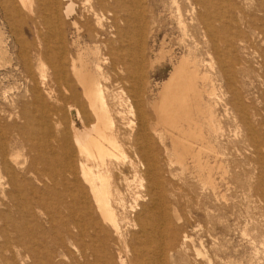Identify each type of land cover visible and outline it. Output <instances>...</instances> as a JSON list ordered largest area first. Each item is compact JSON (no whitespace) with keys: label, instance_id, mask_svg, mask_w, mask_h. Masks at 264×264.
I'll use <instances>...</instances> for the list:
<instances>
[{"label":"bare ground","instance_id":"6f19581e","mask_svg":"<svg viewBox=\"0 0 264 264\" xmlns=\"http://www.w3.org/2000/svg\"><path fill=\"white\" fill-rule=\"evenodd\" d=\"M172 1L176 5V0ZM0 2L8 15L20 13V6L39 29L42 27L44 31L45 28L44 38H41L42 31L36 42L14 41L18 47L15 54L8 52L0 28V69L8 68L11 74L8 78L18 73L24 87L20 98L6 101L4 96L8 108L0 107V205L17 209L20 217L40 214L49 199H44L43 191L33 182L53 189L62 187L63 191L54 198L66 209L65 216L71 222L70 227L63 223L62 233L74 232L81 241L83 264H92L91 258L108 264L110 238L117 245L125 244L126 251L132 255V264H165L167 259L177 264L179 251L178 255H170L174 249H169L167 243L171 220L160 161L163 157L171 173L174 162L183 170L187 167L188 156L192 157L199 173L200 188L204 190L207 185L215 194L212 167L202 160L204 153L213 156L215 145L210 138L219 135L211 102L215 88L200 87V79L207 82L210 75L200 71L199 43L192 49L186 39L192 38L189 31L200 35L201 28L203 35L212 42L213 50L219 52L220 35L225 32L224 26L219 28L216 24L219 14L210 10L209 0H186L190 23L177 9L185 53L177 56L163 41L159 53L154 55V22L145 32L148 18L144 6L149 11L148 0H77L78 4L74 0ZM200 7L213 12V23L204 15L200 16ZM80 21L83 24H79ZM228 21L229 24L231 20ZM67 23L74 28L73 41L68 40L69 35L61 27ZM147 39L152 41L148 49ZM165 54L172 72L161 83L157 94L148 82L147 93L152 97L145 110L137 86L143 75L141 61L147 56L148 69L153 72ZM219 72L225 71L219 68ZM113 76L131 83V91L125 92L122 85L121 91L113 94L107 86L112 83ZM78 87L82 90L86 109L77 101ZM55 88L69 94L59 93L62 96L56 103L65 105L70 115L75 111L83 128H78L76 121L72 122L73 143L58 142L59 153L51 144L55 137L48 123L49 118L55 120L59 111L45 102L52 99ZM150 112L155 117L154 122ZM127 156L129 159L124 162ZM130 229L136 231L130 240H124ZM34 239L32 232H24L7 213L0 211V263L16 264L9 263L5 256L16 247L23 251L22 256L34 258ZM188 242L191 240L184 236L182 246ZM180 260L184 261L181 257Z\"/></svg>","mask_w":264,"mask_h":264},{"label":"rangeland","instance_id":"374dc122","mask_svg":"<svg viewBox=\"0 0 264 264\" xmlns=\"http://www.w3.org/2000/svg\"><path fill=\"white\" fill-rule=\"evenodd\" d=\"M74 1L78 4L77 0ZM209 1L211 3L210 10L220 16V20L216 23L219 26H217L219 28L225 27V32L220 35L219 52L213 50L212 42L203 35L201 28L200 35L196 31L188 32L192 38H187L186 44L195 49L196 43H199L200 71L210 75V82H204L200 79V87L215 88V95L211 102L216 115L215 120L219 125V135L210 138L215 145L213 156L207 153L202 155V160L208 161V165L212 167L211 178L214 180L215 194L213 195L211 192L213 190L207 185H204L206 188L204 190L200 188V184L197 183L199 173L194 166L192 157L188 156L185 161L188 162L186 163L187 167L183 169L185 172L180 168V165L174 162L171 173H168L169 169L165 167L164 159L161 157L162 179L168 206L165 205L171 220V234L167 236V243L169 249H174L170 255H176L179 251V256L184 260L181 262L180 257H177V264H264V37H262L264 36V0ZM36 4H33L34 8L37 7ZM3 5L0 2V28L3 37L6 38L8 52L15 54L18 50L16 44L21 39L36 42L43 30H41L42 27L39 29L38 24L30 19L26 10L20 6H18L19 15H8L3 11ZM148 5L151 8L149 11L147 6H144V12L148 18L145 32L152 28V22H154L156 42L153 54L159 53L163 41H165L167 48L174 50L177 56L184 54L185 48L181 43L183 34L178 26L179 12L177 9H180L183 19L190 23L191 16L187 12L189 5L186 0H176V5L172 0H148ZM200 11L202 12L200 16L204 15L203 17L213 23V12L209 13L206 8L202 7H200ZM229 19L231 21L228 24ZM242 20L245 21L242 23ZM67 24L66 26L61 25V27L69 35L68 40L73 41L74 28ZM79 24H83V22L80 21ZM14 31L20 32L15 33ZM43 32L41 33L43 36H40L42 39L45 34ZM256 33L257 35L254 36ZM147 41L146 48L148 49L152 46V41L150 39ZM241 42L242 44H240ZM165 58L166 54L163 55L162 59H159V65L153 72L148 69L149 60L147 56L141 61L143 75L137 86L140 89V98L145 110H148L147 101L152 97L147 93L148 82H151L154 93L157 94L161 83L168 79L172 72L168 58L166 60ZM6 62L7 59L4 63ZM5 68L0 69V107L3 108L7 107L6 101L9 98L18 99L24 91V87L20 84L22 81L20 75L13 73L10 79L8 74H11L8 72V68ZM219 68L225 72H219ZM120 79L119 76H113L112 83L107 84L108 89L113 94L119 93L123 86L125 92L131 88V83L125 80L122 82ZM61 91L63 90L55 88L51 95L52 99L45 101L50 106H56L59 111L54 116L55 120L50 121L49 118L50 122L48 121L52 135L55 137L51 140L55 149L58 148V142L73 143L71 141L74 136L72 132L73 121H76L78 128L83 129L78 117L75 116V111H72L70 115L65 105L61 102L56 103V99L62 96L59 93L69 96L65 91ZM77 94V101L86 109L85 99L79 87ZM205 99L207 100L206 96ZM68 103L72 104V100H69ZM150 114L152 122H154L155 117L151 112ZM91 121L93 122L90 120V123H92ZM1 122L3 123V121ZM61 132L64 133L61 135ZM193 144L197 146L198 143L194 142ZM56 151L59 153L60 149L58 148ZM126 158L129 159L128 156L125 157L124 162L127 161ZM33 184L41 192L43 191L44 199H49V204L42 209L40 214L31 213L20 217L17 209L8 205H0V211L7 213L24 232H32L35 236L33 243L35 245L34 258L27 257L26 254L22 256L23 251L16 247L12 253L5 255L9 263L83 264L80 253L81 241L74 232L71 234L62 233L63 223L71 226V222L65 216L66 209L62 204H57L58 200L54 198V195L63 191V188L53 189L48 185H39L35 182ZM135 231V229H130L126 232L124 240H130ZM184 236H187L191 242L182 246ZM85 241L88 242L89 240L85 239ZM124 245L123 243L117 245L115 240L110 238L109 249L107 250L108 264H132V255L126 251ZM23 257L24 259L21 260ZM165 262V264H172L168 259ZM90 263L104 264L101 261L95 262L92 258Z\"/></svg>","mask_w":264,"mask_h":264}]
</instances>
